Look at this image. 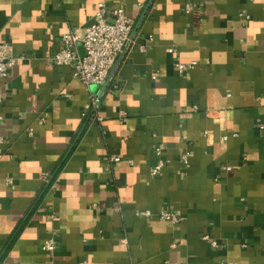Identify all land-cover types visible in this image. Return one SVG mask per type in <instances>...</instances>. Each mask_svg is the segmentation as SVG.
<instances>
[{
	"label": "crops",
	"instance_id": "obj_1",
	"mask_svg": "<svg viewBox=\"0 0 264 264\" xmlns=\"http://www.w3.org/2000/svg\"><path fill=\"white\" fill-rule=\"evenodd\" d=\"M102 1L134 30L95 94L54 57ZM0 40V264H264V0H0Z\"/></svg>",
	"mask_w": 264,
	"mask_h": 264
},
{
	"label": "built area",
	"instance_id": "obj_2",
	"mask_svg": "<svg viewBox=\"0 0 264 264\" xmlns=\"http://www.w3.org/2000/svg\"><path fill=\"white\" fill-rule=\"evenodd\" d=\"M196 8V4L188 3L187 13ZM134 30V20L130 18L126 10L122 7L111 9L106 1L98 4L95 19L87 29L85 35L78 31L67 32L61 39V50L54 57V64L59 67H70L74 72L75 78L79 79L86 88L92 89L93 86H102L112 77L120 56L130 47ZM83 44L85 56L82 57L78 52L77 46ZM145 51V47H142ZM13 53L10 44L2 43L0 40V79H8L11 70L19 61ZM198 65L197 61L190 63L176 62V68L179 72L185 73L194 70ZM93 106H98V101L93 100ZM101 120L100 118H96ZM237 137V134H233ZM229 136L225 137L227 140ZM164 147L158 146L156 154L159 157L157 164L152 169V176L159 178L163 175L166 162L163 158ZM113 161L119 162V158ZM182 162L188 165L190 162V153L186 152L182 157ZM11 181V180H10ZM138 217H152L151 212H139ZM160 219L178 223L179 218L176 214L164 211L160 214ZM204 240L211 242L212 246L217 243L210 236H205ZM42 250L52 253L56 250L54 240L46 242Z\"/></svg>",
	"mask_w": 264,
	"mask_h": 264
},
{
	"label": "water",
	"instance_id": "obj_3",
	"mask_svg": "<svg viewBox=\"0 0 264 264\" xmlns=\"http://www.w3.org/2000/svg\"><path fill=\"white\" fill-rule=\"evenodd\" d=\"M79 48H81V56L84 57L85 56V49L83 44H80ZM100 89V86L96 85L92 87V91L96 94Z\"/></svg>",
	"mask_w": 264,
	"mask_h": 264
}]
</instances>
